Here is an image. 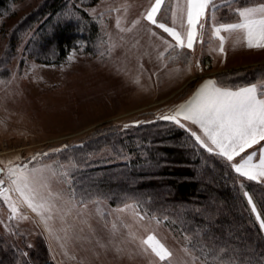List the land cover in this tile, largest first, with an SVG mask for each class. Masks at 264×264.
<instances>
[{
	"label": "rangeland",
	"instance_id": "374dc122",
	"mask_svg": "<svg viewBox=\"0 0 264 264\" xmlns=\"http://www.w3.org/2000/svg\"><path fill=\"white\" fill-rule=\"evenodd\" d=\"M37 1L19 0L0 15V168L12 161L54 169L51 189L58 195L53 199L67 214L61 219L60 211L53 213L50 232L18 193H10L19 209L17 216H12L0 196L2 249L11 252L14 264H41L40 258L49 264H163L150 250L142 252L141 240L129 236V230L122 226L132 224L136 237H144L147 231L140 227L143 223L154 229L157 239L174 253L169 264H207L193 256L185 237L164 219L158 218V226L155 221L135 219V212L154 216L136 198L128 193L107 197L90 180L83 181L88 175L96 178L97 175L90 174L101 172L98 167L116 172L112 164L120 160L108 146L97 147L87 142L102 132L105 134V130L135 127L138 124L134 121L158 120L157 113L163 114L167 107L187 99L206 79H215L221 85L237 78L244 82L252 80L250 83L264 79V48H250L238 33L222 31L224 52L218 51L219 38L212 35L210 7L207 17L201 19L205 24L203 39L197 37L192 49L185 45L165 53L164 60L168 62L162 65L158 53L164 51L165 45L151 30L166 39L172 37L146 19H141L133 31L122 32L115 24L118 13L111 8L124 0H98L94 5H87V0H68L60 19L72 14L79 17V10H84L96 22L99 37L93 44L80 41L63 59L55 61L52 54L41 55L42 44L29 41L37 32V25L27 33L16 32L15 40H10V35L5 38L6 32L11 34L15 30V21ZM153 2L128 0V12L119 11L121 26L127 28ZM172 3L173 0H164L157 13L159 20L169 26H173L169 7ZM212 3L216 5L214 16L219 24L236 22L235 8L264 0ZM176 26L179 27V21ZM176 52L180 55L169 60ZM196 60L200 63L196 64ZM0 179L5 180L7 187L5 173H0ZM125 205L130 207L125 209ZM19 214L27 219H19ZM113 222L118 226L116 232L111 228ZM118 248L121 251L117 252ZM38 252H42V257L36 255Z\"/></svg>",
	"mask_w": 264,
	"mask_h": 264
},
{
	"label": "trees",
	"instance_id": "16d2710c",
	"mask_svg": "<svg viewBox=\"0 0 264 264\" xmlns=\"http://www.w3.org/2000/svg\"><path fill=\"white\" fill-rule=\"evenodd\" d=\"M17 1L0 0V15ZM97 1L87 0L86 4ZM67 2L38 0L15 21V30L6 32V40L9 35L15 40L17 33H27L37 25L36 35L29 41L42 44L41 55L52 54L55 61L63 59L80 41L93 44L99 37L98 26L84 10H79V17L72 14L60 19ZM250 81L237 78L223 85L240 86ZM102 133L87 143L108 146L120 158L112 164L116 172L98 167L100 174L92 173L96 178L88 175L84 182L90 180L107 197L128 193L136 198L149 214L164 219L184 236L193 256L207 264H264V229L240 184L243 182L253 195L262 216L264 185L243 179L222 158L198 147L183 129L166 121L141 122ZM36 255L42 257V252ZM13 259L0 245V264H14ZM39 261L49 264L45 258Z\"/></svg>",
	"mask_w": 264,
	"mask_h": 264
},
{
	"label": "snow or ice",
	"instance_id": "6c2138e0",
	"mask_svg": "<svg viewBox=\"0 0 264 264\" xmlns=\"http://www.w3.org/2000/svg\"><path fill=\"white\" fill-rule=\"evenodd\" d=\"M163 3L164 0H154L142 16L131 20L127 28L121 26L122 16L119 11L123 9L125 13L128 12L130 7L128 0H124V3L116 8L109 6L112 11H117L115 24L122 32L133 31L141 19H146L152 25H158L172 37L169 40L155 30H151L152 35L158 36L165 45L164 51L158 53L162 65L168 62L164 60L165 53L177 48L183 49L185 45L188 49H192L197 37L203 39L202 30L205 24L201 23V19L207 17L210 7L213 12L212 35L219 38L218 51L224 52L225 36L222 35V31L238 33L242 41L250 48H264V3L237 7L234 9L238 13L236 22L218 24L214 16L216 5L212 3V0H173V3L169 5L173 26L161 22L158 18L157 13L161 10ZM93 12L95 13V10ZM177 21H179V27L176 26ZM120 39L123 40V37ZM179 55L180 53L176 52L168 59L174 60ZM191 63L189 61V71ZM195 63L199 64L200 61L196 60ZM140 67L143 65L141 64ZM156 118L185 129L199 146L206 149L208 153H214L222 158L236 173L264 185V146H262L264 145V79L243 86H223L215 79H206L187 99L167 107L163 114L157 113ZM133 123L139 124L140 121ZM257 156L258 159H254ZM32 159L35 160L36 156ZM0 173L6 174L8 184L5 187V180L0 179V196H3L4 202L11 209L12 216H17L19 212L16 202L10 195L11 192H16L23 203L40 216L48 231H53L49 226V221L54 219L53 213L60 211L61 219L67 214L64 209L58 208L59 201L53 199L58 195L51 189L56 175L55 170L49 169L48 166L29 167L27 164H15L8 161L5 167L0 168ZM240 187L242 190L245 188L243 182ZM242 194L247 198V203L256 215L260 227L264 229V216L258 210L253 195L248 191H243ZM81 207H83L82 204ZM124 207L127 209L130 206ZM18 218L27 219L23 214H19ZM134 218L155 221L157 226L160 223L157 217L142 216L140 212H135ZM122 226L129 230V236L141 240L142 252L148 253L150 250L158 261L169 264L174 253L157 239L154 229L141 223L140 227L145 228L147 235L136 237L132 224L123 223ZM111 228L113 232H116L117 223L113 222ZM119 251L121 249L118 248L117 252ZM184 252L190 255L187 249H184ZM229 264H235V261H230Z\"/></svg>",
	"mask_w": 264,
	"mask_h": 264
}]
</instances>
